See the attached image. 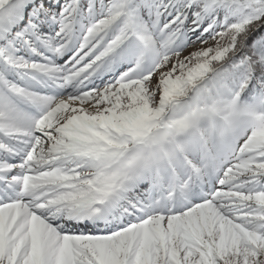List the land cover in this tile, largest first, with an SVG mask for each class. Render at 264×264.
<instances>
[{
  "label": "snow or ice",
  "instance_id": "6c2138e0",
  "mask_svg": "<svg viewBox=\"0 0 264 264\" xmlns=\"http://www.w3.org/2000/svg\"><path fill=\"white\" fill-rule=\"evenodd\" d=\"M0 264H264V0H0Z\"/></svg>",
  "mask_w": 264,
  "mask_h": 264
}]
</instances>
